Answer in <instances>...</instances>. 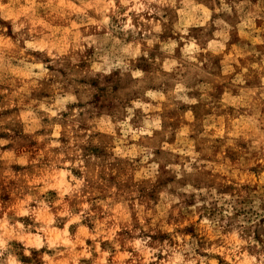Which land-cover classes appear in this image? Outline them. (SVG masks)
Segmentation results:
<instances>
[{"label":"clouds","instance_id":"clouds-1","mask_svg":"<svg viewBox=\"0 0 264 264\" xmlns=\"http://www.w3.org/2000/svg\"><path fill=\"white\" fill-rule=\"evenodd\" d=\"M0 264H264V0H0Z\"/></svg>","mask_w":264,"mask_h":264}]
</instances>
